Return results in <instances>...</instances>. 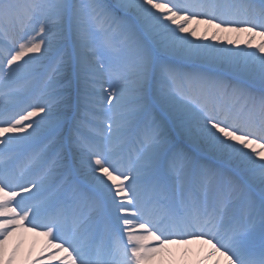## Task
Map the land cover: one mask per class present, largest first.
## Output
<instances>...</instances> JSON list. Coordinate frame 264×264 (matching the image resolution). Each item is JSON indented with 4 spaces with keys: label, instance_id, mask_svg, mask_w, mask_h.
Returning <instances> with one entry per match:
<instances>
[{
    "label": "snow or ice",
    "instance_id": "1",
    "mask_svg": "<svg viewBox=\"0 0 264 264\" xmlns=\"http://www.w3.org/2000/svg\"><path fill=\"white\" fill-rule=\"evenodd\" d=\"M25 233L21 264H264V0H0V264Z\"/></svg>",
    "mask_w": 264,
    "mask_h": 264
},
{
    "label": "bare ground",
    "instance_id": "2",
    "mask_svg": "<svg viewBox=\"0 0 264 264\" xmlns=\"http://www.w3.org/2000/svg\"><path fill=\"white\" fill-rule=\"evenodd\" d=\"M203 27L204 26H201V31H203ZM241 39H243V37H241ZM24 240H25L24 245L17 258V264H21V262L24 259L28 258L30 247L32 248L31 255L35 257L40 252L41 248L44 245V237L43 236L35 237L34 234L32 233H25ZM33 241H35L34 247H32ZM170 247L173 253V256L171 258L172 264H193V261L195 259L193 253L195 252L197 245L192 244L188 246L189 248L192 249V252L189 253L186 260L182 258L184 252V246L171 245ZM9 250H11V248ZM165 264H169L168 258L165 259Z\"/></svg>",
    "mask_w": 264,
    "mask_h": 264
}]
</instances>
